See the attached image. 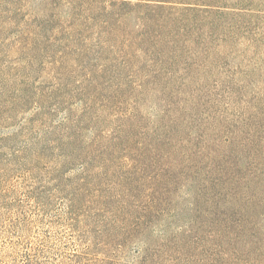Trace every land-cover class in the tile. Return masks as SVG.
Masks as SVG:
<instances>
[{
  "label": "trees",
  "instance_id": "1",
  "mask_svg": "<svg viewBox=\"0 0 264 264\" xmlns=\"http://www.w3.org/2000/svg\"><path fill=\"white\" fill-rule=\"evenodd\" d=\"M33 1L11 46L18 63L7 106H0V127L12 126L29 107L32 113L17 133L0 139V162L30 167L31 173L47 153L58 159L47 174L61 182L63 221L94 264L116 263L106 253L124 255L132 241L138 249L131 264H264V51L249 30L254 0ZM49 8L63 10L66 20ZM52 23L60 25L56 37L47 34ZM45 54L55 58L48 66L56 76L41 90L25 70L44 71L43 64L36 67ZM252 54L258 64H251ZM76 66L83 75L74 84L78 102L70 103L63 98L64 81ZM199 73L205 80L189 84ZM113 78L125 82L108 86ZM160 78L178 93L208 82L197 137L184 153L185 178L181 172L175 178L160 171L144 176L143 152L160 162L156 153L165 137L137 142L136 112L108 115L114 102L119 110L125 89L137 100ZM256 81L259 91L239 102L246 112H230L237 95L249 93ZM5 95L2 90L0 97ZM59 111L63 117L51 123ZM87 119L115 127L87 141ZM171 121L177 126V117ZM3 148L10 151L7 159L1 158ZM166 160L164 167L180 170ZM30 196L40 200L36 191Z\"/></svg>",
  "mask_w": 264,
  "mask_h": 264
},
{
  "label": "rangeland",
  "instance_id": "2",
  "mask_svg": "<svg viewBox=\"0 0 264 264\" xmlns=\"http://www.w3.org/2000/svg\"><path fill=\"white\" fill-rule=\"evenodd\" d=\"M33 6H35L33 0H0V92L2 93L3 90L6 94L4 97H0V106H7L6 96L12 92L14 87L13 68L18 62L11 52V46L15 36L20 31L18 30L19 26L23 28L24 22L30 19ZM49 10L50 14L53 13L57 17L62 16V20H66L64 11L60 8H49ZM253 10L249 30L257 37V46L262 52L264 51V0H254ZM59 26V24L52 23L49 27L50 30H47L48 36L56 37V34L61 31ZM89 30L96 32L97 28L91 26ZM200 32L202 34L204 30H200ZM189 35H184V40ZM194 49H197V46ZM257 56L258 54L250 56L253 57L252 65L259 63ZM53 59L55 58L51 54L40 55L36 69L43 64L44 67L42 68L45 70L35 72L25 70L27 73L29 72V79L41 90L47 89L54 82L56 75L48 66V63ZM20 74L23 75L24 73L20 72ZM81 75L83 72L78 66L69 67L68 76L64 81L67 90L63 98L68 97L70 103L78 102L79 92L77 93V85L74 84L81 79ZM263 76L261 73L260 77ZM204 80L205 77L199 73L197 77L191 78L189 84ZM124 82L121 78H113L108 86H116ZM178 82H181V78ZM205 83L200 88H195L194 84H191L183 90L185 93L180 91L178 93V91L171 92L160 78L155 83H149L144 94L139 95L137 100L134 99L132 90L125 89L121 100L123 103L119 110L115 109L116 102L110 105L109 116H117L120 113L131 111V113L136 112L141 117L136 118L134 122L138 126L137 142L146 145L159 140V136L165 137V140L160 142L159 151L156 153L160 162L153 163L151 158L155 155L150 152H143L141 161L145 166V168L142 166L144 176L151 177L155 172L160 171L165 178L168 176L175 178L178 176L177 173L181 172L185 178L187 159L184 153L188 152L191 140L197 137L194 126L201 123L199 117L204 111L205 91L208 90V82ZM259 86L256 81V86L249 93L242 92L237 95L238 103L232 104L230 112H246V104L239 102L251 98L254 92L256 94L259 91ZM108 89L111 91L110 88ZM223 91L224 89H216L214 93L225 95ZM223 102H226L223 103L225 107L228 101L223 99ZM51 107L52 104L49 105L48 109ZM220 107L223 108L222 105ZM193 108L198 109V111L192 112V114L190 111ZM31 109L32 107H29L27 110L30 112L19 115L12 126L0 127V139L6 136L4 139H7L9 135L17 133L22 120L30 117ZM199 112L200 116H198ZM173 116L178 118L177 126L172 124ZM62 117L63 113L59 111L56 116L50 119V122H58ZM83 127L82 138L88 141L93 138L94 134L97 135L98 131L111 134L115 124L94 123V121L90 122L87 119L84 121ZM171 127L173 129H170ZM134 133L136 134L135 129ZM5 144L13 146L10 141ZM9 152L3 148L1 158L7 159ZM44 158L46 159L31 173H29L30 167H16L8 162H0V264H94V257L83 255L81 247H79L80 242L63 221L64 201L57 188L61 182L53 180V176L50 177L47 174L50 167L58 164V159L53 157L51 153H47ZM164 158L165 162L163 161ZM166 158H169L172 164L178 163L181 166L180 170L174 172V169L164 167L163 164H168ZM71 174L69 173L67 176L69 177ZM181 184L183 185L184 182L180 181L177 186L180 187ZM149 185L150 182L147 183V186ZM31 191L40 194L39 201L30 196ZM123 249L124 255L116 251L113 254L110 252L106 254L107 256H116L117 259L114 264H131L138 246L132 241L128 247ZM96 258L102 259L101 256H96Z\"/></svg>",
  "mask_w": 264,
  "mask_h": 264
}]
</instances>
